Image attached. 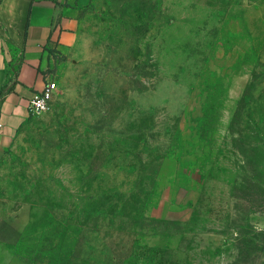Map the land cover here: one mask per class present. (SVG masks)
Segmentation results:
<instances>
[{
	"label": "rangeland",
	"instance_id": "obj_1",
	"mask_svg": "<svg viewBox=\"0 0 264 264\" xmlns=\"http://www.w3.org/2000/svg\"><path fill=\"white\" fill-rule=\"evenodd\" d=\"M57 60L0 264H264V0H92Z\"/></svg>",
	"mask_w": 264,
	"mask_h": 264
},
{
	"label": "crops",
	"instance_id": "obj_2",
	"mask_svg": "<svg viewBox=\"0 0 264 264\" xmlns=\"http://www.w3.org/2000/svg\"><path fill=\"white\" fill-rule=\"evenodd\" d=\"M92 0H0V156L32 114L30 101L62 67Z\"/></svg>",
	"mask_w": 264,
	"mask_h": 264
},
{
	"label": "built area",
	"instance_id": "obj_3",
	"mask_svg": "<svg viewBox=\"0 0 264 264\" xmlns=\"http://www.w3.org/2000/svg\"><path fill=\"white\" fill-rule=\"evenodd\" d=\"M57 89L56 82L51 81L41 93L35 94L29 105L31 114L37 115L47 111Z\"/></svg>",
	"mask_w": 264,
	"mask_h": 264
}]
</instances>
